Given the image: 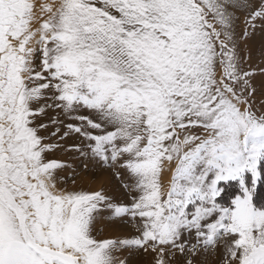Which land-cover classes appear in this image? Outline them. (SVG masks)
<instances>
[{"label": "snow or ice", "instance_id": "1", "mask_svg": "<svg viewBox=\"0 0 264 264\" xmlns=\"http://www.w3.org/2000/svg\"><path fill=\"white\" fill-rule=\"evenodd\" d=\"M258 186L264 0H0V264H264Z\"/></svg>", "mask_w": 264, "mask_h": 264}, {"label": "rangeland", "instance_id": "2", "mask_svg": "<svg viewBox=\"0 0 264 264\" xmlns=\"http://www.w3.org/2000/svg\"><path fill=\"white\" fill-rule=\"evenodd\" d=\"M87 114V113H85ZM63 159L69 160L72 164L74 165H79L81 163L80 159L75 158V154L71 155V156H62ZM70 175V173H69ZM111 173L105 171L103 172V176L107 177L110 176ZM85 187H88L87 184H85ZM100 187V182L98 181L97 183L91 185L90 190H94L96 188ZM104 187L106 189H108L109 191V195H116L117 197L120 196V192L118 190V183L113 181L111 184L105 183ZM259 187V196H258V202L260 203H264V186H258ZM236 191V188L234 186L228 187L226 189V193L224 194V199L222 200L223 203L227 204L230 201V194L234 193ZM125 202H127V198L125 197ZM127 229H124L122 232H116V233H106L109 235H118V234H126L127 233ZM137 260L139 261H143V257H136ZM150 259V258H149ZM209 260L212 262V264H215V259L212 257H209Z\"/></svg>", "mask_w": 264, "mask_h": 264}]
</instances>
